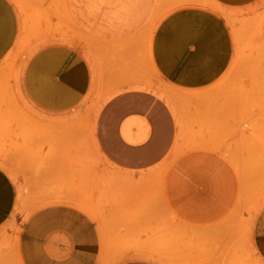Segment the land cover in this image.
<instances>
[{"label":"rangeland","instance_id":"1","mask_svg":"<svg viewBox=\"0 0 264 264\" xmlns=\"http://www.w3.org/2000/svg\"><path fill=\"white\" fill-rule=\"evenodd\" d=\"M8 1L17 36L0 60V166L16 184L18 202L0 234V257L9 255L20 232L18 216L25 223L35 212L71 199L97 223L101 251L96 264H264L253 241L264 208V0L243 7L217 0ZM191 7L225 21L234 55L213 85L184 91L154 70L149 50L160 22ZM60 45L79 51L97 68L98 78L109 80L111 71L113 80L123 84L127 73L139 74L160 90L181 127V138L161 164L147 170L110 169L106 155L84 150L92 140L86 132L70 138V153L61 152L56 127L48 132L39 120L43 112L22 87L31 57ZM105 93L110 92L103 87L90 98L103 103ZM175 98L179 105H173ZM98 107L86 105L81 113L92 115ZM80 124L91 129L89 121ZM193 151L220 154L239 179L231 212L205 227L179 221L165 198L170 166ZM99 165L102 169L90 168Z\"/></svg>","mask_w":264,"mask_h":264},{"label":"crops","instance_id":"2","mask_svg":"<svg viewBox=\"0 0 264 264\" xmlns=\"http://www.w3.org/2000/svg\"><path fill=\"white\" fill-rule=\"evenodd\" d=\"M217 1L243 7L253 0ZM16 36L13 7L8 0H0V60ZM151 42L152 67L177 90L210 87L226 72L234 55L225 21L203 8H183L169 14ZM115 76L110 71L109 80L107 76L98 78L97 68L92 69L79 51L66 45L48 46L37 51L25 66L22 87L29 101L43 112L39 120L46 123L48 132L53 133L56 127L62 153L71 152V137L86 132L92 140L84 150L106 155L110 169L156 168L181 138L180 120L167 99L159 96L160 90L143 76L127 73L123 84H117ZM103 87L110 92L104 94L107 99L103 103L90 98ZM91 104L99 106L98 111L81 113ZM173 105H179L176 98ZM86 121L92 124L89 131L80 124ZM90 168L102 169L100 165ZM238 194L239 179L233 167L215 152L193 151L180 156L165 180L171 213L192 227L209 226L225 218ZM73 201L64 199L60 205L43 208L25 223L18 216L20 232L8 247L9 255L0 257V264H96L101 251L97 223ZM17 202L16 184L0 166V234L5 233ZM253 241L264 261V208L256 218Z\"/></svg>","mask_w":264,"mask_h":264},{"label":"bare ground","instance_id":"3","mask_svg":"<svg viewBox=\"0 0 264 264\" xmlns=\"http://www.w3.org/2000/svg\"><path fill=\"white\" fill-rule=\"evenodd\" d=\"M120 35V34H119ZM20 36V35H19ZM151 41V40H150ZM152 43V42H151ZM101 109V108H100ZM219 150V149H218ZM259 256V255H258Z\"/></svg>","mask_w":264,"mask_h":264}]
</instances>
